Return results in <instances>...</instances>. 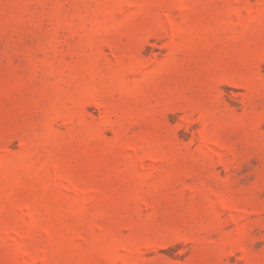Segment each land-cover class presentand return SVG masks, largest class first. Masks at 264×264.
Returning a JSON list of instances; mask_svg holds the SVG:
<instances>
[{
  "label": "rangeland",
  "instance_id": "1",
  "mask_svg": "<svg viewBox=\"0 0 264 264\" xmlns=\"http://www.w3.org/2000/svg\"><path fill=\"white\" fill-rule=\"evenodd\" d=\"M0 264H264V0H0Z\"/></svg>",
  "mask_w": 264,
  "mask_h": 264
}]
</instances>
